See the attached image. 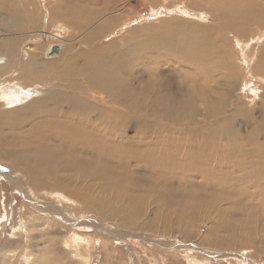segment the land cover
Listing matches in <instances>:
<instances>
[{
	"label": "bare ground",
	"instance_id": "1",
	"mask_svg": "<svg viewBox=\"0 0 264 264\" xmlns=\"http://www.w3.org/2000/svg\"><path fill=\"white\" fill-rule=\"evenodd\" d=\"M55 1L38 5L40 16L31 0L0 5L4 164L18 168L30 183L64 189L85 209L93 204L98 213L106 209L102 217L113 215L108 207L115 202V186L153 199H177L186 208L200 200H209L210 207L243 201V189L233 192L235 180L264 178V149L257 144L264 119L252 133L238 135L236 119L243 116V125L249 124L253 107H240L238 74L219 53L237 42L257 80L251 67L264 65V0H193L196 6L191 0L182 6L181 18L164 22L166 31L143 25L109 42L99 11ZM208 1L210 22L192 10ZM190 13L196 17L186 16ZM252 17H261L263 27L257 37L245 38ZM64 26L69 31L62 34ZM170 96L177 104L164 103ZM251 154L256 161L248 159ZM94 180L102 185L79 189L95 186ZM195 192L203 198L193 197ZM122 201L128 214L140 202L129 194ZM123 223L133 220L125 215Z\"/></svg>",
	"mask_w": 264,
	"mask_h": 264
},
{
	"label": "rangeland",
	"instance_id": "2",
	"mask_svg": "<svg viewBox=\"0 0 264 264\" xmlns=\"http://www.w3.org/2000/svg\"><path fill=\"white\" fill-rule=\"evenodd\" d=\"M68 1H76L75 5L79 7L100 12L99 23L104 22L102 24L106 25V32H115L114 35L109 32L103 35L106 42L135 27L142 28L143 25H151L154 31L164 32L166 24L172 21L171 17L181 18L182 6L191 2ZM31 2L37 6V15L40 16L41 8L38 5L47 7L56 1ZM208 2L205 6H197L199 9L190 8L206 15V22L212 20L204 10L210 4ZM1 3L3 0H0V5ZM196 3L199 4L193 1V6ZM115 7H118L116 12ZM8 10L11 12V9ZM4 12V9H0V16ZM186 16L196 17L194 13ZM260 19L261 17L250 19L247 33H243L245 38H255L261 33L263 26L259 29ZM67 31L69 30L64 26L59 32L63 34ZM20 34L22 36L21 32L18 35ZM228 35L232 37L231 32ZM243 52L238 43H233L232 40L227 43L225 54L219 53L231 61L238 74V86L235 88L241 91L243 103L240 107H253L249 124L243 125V116L236 119L238 135L242 137L257 129L256 124L264 119V79L260 78L264 65L261 62L260 65L251 67V72L257 75V80L253 79ZM247 53L250 54V50ZM143 56L146 57V54ZM217 67L219 66H213L212 70H219ZM231 88L232 86L229 87ZM170 98L171 96L165 99L164 103L177 104L172 103ZM224 139L226 140L225 137ZM257 144L264 149V137ZM0 149L5 154L4 144L0 143ZM254 157L251 154L248 159L256 161L257 157ZM3 168L9 170L8 173L3 172ZM240 169L241 173L245 172V167ZM198 182L204 186V181ZM235 182L237 185L233 192L237 194L243 189L246 193L241 195L243 201L240 203L230 200L210 207L209 200H200V203L189 204L188 208L183 207L177 199H153L154 196L119 191L115 186V202L108 207L113 215L102 217L101 215L106 214V209L103 213H98L94 204L90 210L85 209L83 202L62 188L30 183L18 168L7 166L0 157V264H264V178L251 175L247 178L238 177ZM94 184L93 187L80 186L79 189L96 188L102 182L94 180ZM196 193H193V197H196ZM124 194L139 197L140 202L135 201L136 208L129 214L124 210ZM215 194L208 195L212 198ZM203 195L201 192L197 193L200 198ZM125 215L133 220L132 225L123 223ZM14 226L23 229H16V233L11 234ZM76 235L85 238L86 242H78Z\"/></svg>",
	"mask_w": 264,
	"mask_h": 264
}]
</instances>
